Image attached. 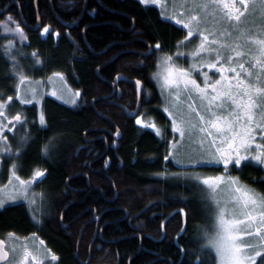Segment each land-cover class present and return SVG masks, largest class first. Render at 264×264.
Listing matches in <instances>:
<instances>
[{
  "label": "trees",
  "instance_id": "trees-1",
  "mask_svg": "<svg viewBox=\"0 0 264 264\" xmlns=\"http://www.w3.org/2000/svg\"><path fill=\"white\" fill-rule=\"evenodd\" d=\"M17 1L20 16L13 3L11 21L23 29L26 40L14 41L0 26V99L13 97L11 103L17 106L11 113L23 111L34 137L17 161L18 174L28 179L39 169L47 177L33 186L42 198L40 226L24 202L15 203L0 209V237L36 233L59 255L58 264H80L88 256V264H189L196 257L182 248L196 251L204 264H214L210 249L199 251L204 242L197 227L204 223L200 195L184 176L170 177L188 169L163 159L168 147L164 140H172L173 134L152 79L157 54L172 55L177 65L189 68L185 56L195 49L196 38L179 43L186 30L139 0ZM37 18L41 24L37 31L21 22L30 26ZM45 27L49 31L42 35ZM9 41L13 47L6 54ZM158 42L162 47L155 50ZM148 45L154 53L146 56ZM178 53L185 55L177 57ZM13 58L16 71L29 80L61 73L67 85L80 92L75 106L44 97L46 130H40L36 105L20 107L15 99L19 81L12 72ZM117 74L141 81L145 119L154 121L163 139L137 127L127 115L125 109L136 103L131 83L118 81L111 94ZM115 126L121 138L112 148L110 132H116ZM53 136L58 145L55 158H42L41 149ZM198 168L204 175L221 172L213 165ZM259 172L249 166L229 170L245 184L257 180ZM253 184L262 188V183ZM181 208L194 214L186 231Z\"/></svg>",
  "mask_w": 264,
  "mask_h": 264
},
{
  "label": "snow or ice",
  "instance_id": "snow-or-ice-1",
  "mask_svg": "<svg viewBox=\"0 0 264 264\" xmlns=\"http://www.w3.org/2000/svg\"><path fill=\"white\" fill-rule=\"evenodd\" d=\"M140 3L159 4L164 9L161 15L167 13L165 0H140ZM172 6L174 10H179L169 13L166 18L187 30V35L179 43L183 44L194 34L199 37V43L190 53L194 62L189 68L176 66L173 56L165 54L158 61L161 71L154 74V78L162 81V94L166 91L171 98L172 110L166 107L164 111L172 117L173 139L171 142L164 140L169 145L164 159L174 160L188 169L170 175L188 178L187 182L198 189L202 201L213 208V230L197 226L200 238L205 241L199 251L214 250V264H264V193L257 192L239 177L227 174L230 169L240 171L248 166V161L264 166V0H179L178 3L172 0ZM11 19L10 16L7 18L9 21ZM5 31L15 32L26 39L19 25L15 29L6 28ZM48 31L47 27L43 29L45 33ZM12 47L9 41L6 54H10L9 49ZM161 47L162 44L158 42L155 50ZM183 55L178 53L177 57ZM35 62L41 63L38 56ZM204 67L216 71L210 75L202 71ZM12 72L19 81L15 86V98L21 104H32L33 101L39 103L37 88H22L30 80L16 71L14 58ZM194 73L202 76V82L194 78ZM215 75L219 78L213 79ZM136 86L140 89L141 81L137 80ZM29 95L31 99L26 98ZM52 95L57 93L53 91ZM79 95L77 91L75 96ZM75 96L71 101L73 104L77 103ZM182 96L187 97V111ZM196 98L203 111L193 106ZM12 100V96L0 100V118H6L5 111ZM27 123L20 113L9 120L11 128L0 119V151L9 158L15 156L7 183L0 184V208L5 207L8 201L18 199L34 204L35 201L28 195L32 183L37 178L43 180L47 177V172L39 169L28 179L18 175L21 165L16 161L24 155L34 137L26 131L25 135L19 137L13 153L4 133L12 131L18 124ZM136 123H141L140 117H137ZM39 125L40 130H46L42 112L39 114ZM156 135L162 137L161 131L157 130ZM56 140L55 136L50 137L43 145L42 158H55L58 149ZM185 142L193 146L189 151H182ZM202 164L223 166L224 173L213 176L197 173L195 168ZM260 170L264 171V167ZM256 182L264 183V177L253 180V183ZM182 202L187 205L188 198ZM179 213L183 216V230L186 231L188 220L194 214L185 208L179 209ZM8 235L9 238L14 236L13 233ZM32 235L35 236V233ZM40 243L43 244V241ZM182 250L196 257L189 264H204L196 251ZM29 258L33 264H44L46 255L35 248L30 250L27 245L22 249L13 245L10 255L9 251H5V241L0 239V261L24 264ZM51 260L56 261L57 256L51 254Z\"/></svg>",
  "mask_w": 264,
  "mask_h": 264
},
{
  "label": "rangeland",
  "instance_id": "rangeland-1",
  "mask_svg": "<svg viewBox=\"0 0 264 264\" xmlns=\"http://www.w3.org/2000/svg\"><path fill=\"white\" fill-rule=\"evenodd\" d=\"M165 2L167 3L168 8H167V13L165 15H163V16L161 15V12L164 11V9L159 4H156V5H150L149 4L148 6L156 7L159 10L161 18L175 23V21H173L171 19H168L166 17H167V15L169 13H174V11H178L179 9H175V10L173 9L172 0H165ZM178 2H179V0H177V3ZM144 5H146V4H144ZM258 15L259 14L257 13V16ZM8 17L9 16L6 15L3 18L0 19V26L4 27V29L2 30V31H4V34H7V35L8 34H12V36L14 38L13 39L14 41H16V40L17 41H22V42L25 41L26 39H22L19 34L15 33V32H12V31H5L6 28H8V29H15L16 28V26H14V23L12 21L7 20ZM210 24H211V18H210ZM178 26L182 27V25H178ZM253 32H255V29H253ZM186 33H187V30H186ZM23 34L26 37L24 32H23ZM41 34L44 35L45 32L42 31ZM194 37L196 38L197 44H198L199 43V37L197 35H195V34H194ZM162 57L163 56H161L160 54H157L155 56L156 64H155L154 70L152 71V79H153L155 85L158 87V89L160 91L161 95H160L159 101H160V104H161L162 109L164 111V109L166 107L169 108L170 110H172L171 109V98L168 96L166 91L163 92V94H162V89H161L162 81L160 79H158V78H154V74H157V73H159L161 71V67L158 65V61H160ZM185 58H186L187 64H189V65H191L194 62V60H193L192 56L190 55V53L186 54ZM175 65L179 66V65H177V63H175ZM179 67H181V66H179ZM202 71L208 72L210 75H212L213 73H215L216 70L215 69H208L207 67H204L202 69ZM194 78H195V74H194ZM217 78H219L218 75L213 76V79H217ZM198 81L202 82V76H200V79H198ZM30 87H35L38 90L37 101H39V103H37L36 101H33V103H32V104H35L36 107H37V110H39L38 111V115H37L38 123H39V114L41 113V104H42L41 102L43 101L45 96H50V97L56 99L58 102H61V103L65 104V105H68V106H75L77 104V103L73 104L71 102L73 97L75 96V93L77 91L73 90L72 88H70L67 85V83L64 80V77L62 75L61 76L52 75V76H49V77H47V78H45L43 80H30V83H26V84H24L22 86V88H24V89L30 88ZM53 91H55L57 93V95H52ZM7 98H4L3 100H7ZM26 98L31 99V96L29 95ZM78 98H79V96H75V99H76L77 102H78ZM15 99L19 102V106L20 107H21V105H28V106L32 105V104H21L20 100L18 98H15ZM0 100H2V99H0ZM182 101H183V106L185 108V111H187V107H186V105L188 103L187 97L182 96ZM15 105L16 104H12L11 101H9L8 106L6 108V111H5V117L6 118H0V119L3 120V123L8 124L10 128L12 127V125L9 124V120L15 114V112L11 113V111L14 109ZM193 106L194 107H198V109L200 111H203V108L200 107V101H199L198 98H196V104L193 105ZM20 111L21 110H19L18 113L21 114ZM165 114L169 117V120L172 123V117L169 116L167 112H165ZM22 116L24 117L23 114H22ZM193 117L195 118V114L194 113H193ZM150 123L151 122H148V121L145 122L144 121V123L141 122L140 124H142L144 127H148L149 129H151L153 131H157L156 126L154 124H152V123L150 124ZM153 125H154V127H153ZM26 131L28 132V125L27 124H24V125L18 124V125H16L15 128H13L12 131H6L4 133L8 137L7 143L11 145L13 153H15V150H16V148L18 146L17 142L19 140V137L25 135ZM22 132H23V135H22ZM176 137H177V139H179V135L178 134H176ZM168 147H167V150H168ZM191 147H193V146H191L187 142H185V145H184L182 151H189L191 149ZM16 155H19V154L17 153ZM165 155H167V151L163 155V159H164ZM14 161H15V156H13L12 158H9L8 155H5L2 151H0V184L7 183L8 176H9V169H10L9 167L14 163ZM167 162L174 163L177 167H179L181 169H185L181 165L176 164L174 160H169ZM203 165H208V164H202L200 166L202 167ZM3 166H7V167L4 169ZM213 166H216V165H213ZM217 167L220 168V170H221L220 173L206 175V176H213V175L223 174L224 173L223 166H217ZM42 171H44V170H42ZM195 171L197 173H202L203 174L204 169L196 167ZM182 172H184V171H182ZM172 173H179V172H177V171L175 172L174 171ZM33 174H34V172H33ZM227 174L230 175L229 171H228ZM230 176L237 177L236 175H230ZM170 177H173V176L170 175ZM184 179L188 180V178H186V177ZM38 180H39V178H37V181ZM37 181H33L31 190H30V192L28 194L29 198L33 199L35 201L34 204H29L28 201L24 200V199H18L16 201H8L5 206H9V205H12V204H15V203H19V202H24L25 205L28 207L30 217L32 218L33 221L36 222V224L38 226H40L41 221L38 218V214H39V216L41 214L40 210H42V206H41L42 205V198L40 196L36 195L37 191H35V189L33 188L34 184ZM196 190L198 192V189H196ZM200 201H201L202 209H204L203 210V213H204L203 222L204 223L202 225H200V226H203L204 228L206 227L209 231H212L213 230V228H212V225H213V208L210 205H206L205 202L202 201L201 197H200ZM33 217H35V219ZM37 221H39V222H37ZM199 231H200V229H199ZM200 236H201V233L199 232V238H200ZM3 239L6 241V247L9 250L10 255H11V247L13 245H15L18 249H22L24 245H27L30 250H32L33 248L40 250V247H41L37 236L36 235L33 236L32 234L31 235H27V236H20L18 234H14V236L11 237V238H9V235L6 234V235H4ZM200 239H202V238H200ZM203 241H204V239H203ZM204 244H205V241L203 242L202 245H204ZM211 251L215 255L214 250H211ZM26 262L28 264H33V262L31 261L30 258ZM46 264H53V263H52V261L51 262L48 261Z\"/></svg>",
  "mask_w": 264,
  "mask_h": 264
},
{
  "label": "flooded vegetation",
  "instance_id": "flooded-vegetation-1",
  "mask_svg": "<svg viewBox=\"0 0 264 264\" xmlns=\"http://www.w3.org/2000/svg\"><path fill=\"white\" fill-rule=\"evenodd\" d=\"M34 2H36V0H33ZM13 3H15V6H16V11H17V13L19 14V16H20V6H19V2L17 1V0H0V11L1 10H4V12L3 13H0V15H8V16H12L13 15V12H12V8H13ZM2 5V6H1ZM36 17H37V14H36ZM23 24V23H22ZM24 25V24H23ZM33 25H35V24H32V25H30V26H33ZM73 26V25H72ZM71 26V27H72ZM25 27V26H24ZM153 47H155V46H153ZM153 47H151V49H152V54L154 53L153 52ZM148 48H149V45L147 46V50H148ZM155 49V48H154ZM146 50V51H147ZM151 54V55H152ZM145 55V54H144ZM134 88V87H133ZM144 105H142V103L140 102V106H139V110H138V112H137V114L134 116V117H131V116H129L130 118H132V120H133V123H135V125L137 126V127H139V128H142V129H148V130H150V131H153V130H151V129H149L148 127H144L142 124H137L136 123V120H137V117H140L141 118V122L142 123H144V121L146 122V121H148V122H151L152 124H154L155 126H156V124L154 123V121L153 120H147V119H145V113H144V107H143ZM135 107H136V103H135V106H134V108H132V109H129V110H126L125 109V111H126V113H127V111H132V110H134L135 109ZM39 110H37V112H38ZM41 112H42V110H41ZM13 113V112H12ZM18 112H15V114H14V116L17 114ZM21 114H23V111H21ZM168 117V116H167ZM24 118H26L25 116H24ZM169 118V117H168ZM26 120H27V118H26ZM150 123V124H151ZM115 128V130H116V126L114 127ZM156 129L157 130H160L157 126H156ZM154 133H156L157 131H153ZM23 134V133H22ZM114 134L115 133H112L111 134V132H110V136H111V139H112V144H111V147L112 148H116V146L118 145V141L120 140V138L121 137H119L118 139H117V144H116V146L114 147V141L116 140V138H115V136H114ZM120 135H121V133H120ZM172 140L170 139L169 140V142H171ZM169 146V145H168ZM108 161V160H107ZM164 161H166L165 159H164ZM247 163V165L249 166V168H258L259 169V174H258V177H257V181L260 179V178H262V177H264V171H261L260 169L262 168V167H264V166H260V165H257L256 164V162H254V161H248V162H246ZM174 164V163H173ZM175 165V164H174ZM215 167H217V166H215ZM3 168H4V166H3ZM10 168V167H9ZM219 168V167H218ZM5 169V168H4ZM168 169V168H167ZM220 169V168H219ZM45 171V170H44ZM230 175H233V174H230ZM234 177V176H233ZM39 181H41L40 179L37 181V182H39ZM247 185H249L251 188H254L257 192H262V193H264V183H262V188H260L259 186H256V185H254L253 184V181L251 182V183H246ZM98 218V217H97ZM66 226H70V224H65ZM35 235L37 236V238H38V241H39V243H40V241H43V244H41L40 243V245H41V247H40V251L42 252V253H44L45 255H46V259H45V262H44V264H46L48 261L49 262H51L52 260H51V254H55L56 256H57V260L56 261H52V263L53 264H58V262H59V255L53 250V248L47 243V241L44 239V238H42V237H40L39 235H37L36 233H35ZM88 260H89V256H88V258H86V261H79V263L80 264H88ZM1 264H6V262H4V263H1ZM24 264H28L26 261L24 262Z\"/></svg>",
  "mask_w": 264,
  "mask_h": 264
},
{
  "label": "water",
  "instance_id": "water-1",
  "mask_svg": "<svg viewBox=\"0 0 264 264\" xmlns=\"http://www.w3.org/2000/svg\"><path fill=\"white\" fill-rule=\"evenodd\" d=\"M3 12H4V10H1V11H0V13H3ZM21 22L24 24L25 28H27V29H29V30H31V31H37V30H39V29L41 28V24H40V21H39L38 18H37V20H36L35 25H33V26H29V25L25 24V23L22 21V19H21ZM72 24H73V23H63V25H65V26H67V27H71ZM144 54H145L146 56L151 55V54H152V49H151V47H149L148 50H147L146 52H144ZM120 80H123V81L129 82V83H131V84L134 86V89H135V92H136V107H135V109L132 110V111H127V115H128V116L134 117V116L137 114V112H138V110H139V106H140V92H141V89H142V84H141L140 89H138L137 86H136V81H137V79H127V78L124 77L122 74H117V75L115 76L113 82H112V87H113V89H112L111 94L115 91V84H116L118 81H120ZM111 94H110V95H111ZM114 136H115V138H116V140L114 141V147H115L116 144H117V139L120 137V131H119L118 128H116V132H115ZM0 239H3V238L0 237ZM3 240H4V239H3ZM4 241H5V240H4ZM5 251H8V249L6 248V242H5ZM4 262H5V261H0V264H1V263H4Z\"/></svg>",
  "mask_w": 264,
  "mask_h": 264
}]
</instances>
